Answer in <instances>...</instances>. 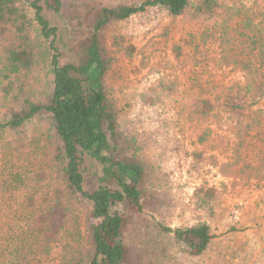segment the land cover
I'll list each match as a JSON object with an SVG mask.
<instances>
[{
	"label": "trees",
	"instance_id": "1",
	"mask_svg": "<svg viewBox=\"0 0 264 264\" xmlns=\"http://www.w3.org/2000/svg\"><path fill=\"white\" fill-rule=\"evenodd\" d=\"M27 2L0 0V264H127L128 212L142 211L153 171L140 158L144 142L122 120L108 84L117 57L130 60L136 49L110 28L149 9L205 28L204 40L213 39L221 53L213 62L238 73L210 90L198 82L189 114L229 126L233 163L223 168H248L249 177L264 172V0L260 16L248 18L232 17L226 0H30L44 49L32 39ZM45 11L61 18L62 29ZM64 37L66 61L59 47ZM172 50L180 60L181 43ZM161 87L168 91L142 93V106L177 94ZM250 149L257 152L256 166L246 161ZM85 156L101 166L93 190L84 184ZM219 198L220 190L204 183L193 205L213 218ZM159 229L188 262L213 250L206 221Z\"/></svg>",
	"mask_w": 264,
	"mask_h": 264
},
{
	"label": "rangeland",
	"instance_id": "2",
	"mask_svg": "<svg viewBox=\"0 0 264 264\" xmlns=\"http://www.w3.org/2000/svg\"><path fill=\"white\" fill-rule=\"evenodd\" d=\"M226 1L232 17H259L262 12V0ZM28 2L23 6L32 21V39L44 49ZM44 15L51 25L62 29L63 21L58 15L51 11ZM110 30L136 49L130 60L117 57L108 84L122 120L144 142L140 158L153 171L145 186L142 211L128 212L123 231L129 251L127 264H134L137 259L139 264H215L216 260L220 264H264V172L249 177L248 168L243 172L223 168L222 165L233 163L230 149L234 142L229 126L202 123L189 114V101L198 92V82L210 90L220 82L235 80L238 73L213 62L221 53L213 39L204 40L205 28L188 27L180 17H169L157 9L115 22ZM190 35L194 42L187 47L185 41L192 38ZM64 41L65 37L59 47L66 61L69 56ZM176 43L182 46L180 60L172 50ZM161 84L175 88L177 94L157 102L153 108L142 106V93L155 88L168 91ZM251 145L257 147V141ZM194 151L201 153L202 158L198 160ZM2 153L0 144V166ZM245 155L246 161L256 166L257 152L250 149ZM221 169L230 171L231 176L223 175ZM81 171L86 188H96L101 175L99 163L85 156ZM204 183L220 190L218 212L213 218L193 205L194 191ZM200 221L211 226L215 235L213 250L206 257L188 262L169 245L170 238L159 226L174 229Z\"/></svg>",
	"mask_w": 264,
	"mask_h": 264
}]
</instances>
